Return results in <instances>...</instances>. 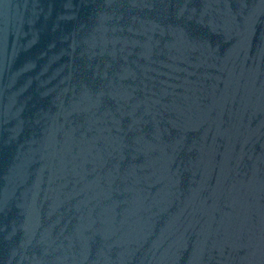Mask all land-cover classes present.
Wrapping results in <instances>:
<instances>
[{"label": "water", "instance_id": "95a60500", "mask_svg": "<svg viewBox=\"0 0 264 264\" xmlns=\"http://www.w3.org/2000/svg\"><path fill=\"white\" fill-rule=\"evenodd\" d=\"M0 264H264V0H0Z\"/></svg>", "mask_w": 264, "mask_h": 264}]
</instances>
